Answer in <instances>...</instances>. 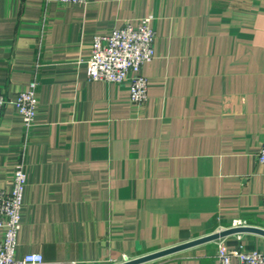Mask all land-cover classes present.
I'll return each mask as SVG.
<instances>
[{
  "label": "crops",
  "instance_id": "crops-1",
  "mask_svg": "<svg viewBox=\"0 0 264 264\" xmlns=\"http://www.w3.org/2000/svg\"><path fill=\"white\" fill-rule=\"evenodd\" d=\"M151 14L156 57L137 104L128 83L90 80L87 61L95 35ZM35 77L26 137L13 100ZM0 90V189L27 142L18 258L113 264L236 220L264 230V0H0ZM222 239L264 250L245 230L142 264H220Z\"/></svg>",
  "mask_w": 264,
  "mask_h": 264
},
{
  "label": "built area",
  "instance_id": "built-area-1",
  "mask_svg": "<svg viewBox=\"0 0 264 264\" xmlns=\"http://www.w3.org/2000/svg\"><path fill=\"white\" fill-rule=\"evenodd\" d=\"M44 1L46 4L53 1L61 4L87 2V0ZM154 19L155 16L151 14L142 18L138 24L128 22L123 26L114 27L110 33L95 35L91 56L87 61L88 78L108 83H128L131 101L137 104L146 102L149 97V80L143 73V66L156 57ZM39 85V80L33 78L28 88L20 91L13 100L16 111L22 118L26 137L37 121ZM6 104L5 94L0 90V116ZM26 143L23 148L24 156L15 164L12 189L10 191L0 189V228L3 230L0 241V264L45 263L41 253H25L19 258L16 256L21 229V209L29 179L25 161ZM257 158L259 163L264 164V144ZM238 226H245V222L236 220L233 227ZM217 257L220 264H233L234 259L238 264H264V250H248L242 241L236 247H229L223 239L218 241ZM129 259L131 258L125 257L123 261Z\"/></svg>",
  "mask_w": 264,
  "mask_h": 264
},
{
  "label": "water",
  "instance_id": "water-1",
  "mask_svg": "<svg viewBox=\"0 0 264 264\" xmlns=\"http://www.w3.org/2000/svg\"><path fill=\"white\" fill-rule=\"evenodd\" d=\"M245 230H251V231H255V232H259L264 234V230L258 229V228H253V227H246V226H238V227H234V228H229L226 230H222L219 232H215L213 234H209L207 236H203L200 238H197L195 240H191L188 242H183L181 244H177L175 246L169 247V248H165L162 250H158L155 252H151L149 254H145L139 257H135V258H131L129 260L120 262L118 264H142L145 262H149L152 260H156L168 255H171L173 253H176L178 251L193 247L195 245L204 243V242H208V241H213V240H217L220 239L222 237H225L226 235L232 234V233H237L240 231H245Z\"/></svg>",
  "mask_w": 264,
  "mask_h": 264
}]
</instances>
